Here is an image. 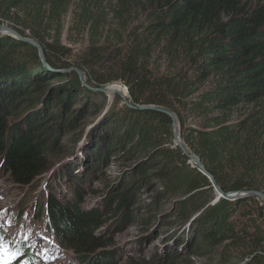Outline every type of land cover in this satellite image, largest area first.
Listing matches in <instances>:
<instances>
[{
    "label": "trees",
    "instance_id": "16d2710c",
    "mask_svg": "<svg viewBox=\"0 0 264 264\" xmlns=\"http://www.w3.org/2000/svg\"><path fill=\"white\" fill-rule=\"evenodd\" d=\"M72 2L0 0V22L10 20L15 10L30 13L31 8V22L21 21L25 29L31 23L49 29ZM100 3L103 0L95 2ZM108 4L112 20L127 37L114 30V47L119 49L115 57L104 62V55L93 46L79 64L90 75L97 74V86L123 81L131 104L119 99L115 106H108L107 95L90 90L75 73L67 71L72 67L65 60L69 50L56 48L54 41L40 40L35 34L44 48L46 60L42 61L36 47L0 34L3 172L10 174L14 183L30 187L50 171L45 158L48 152L60 149L62 154L68 153V145L59 147L61 133L81 130L78 119L87 112L101 115L102 120L89 133L92 144L86 164L96 175L113 158L133 161L111 188L116 192V198H111L117 203L114 212L121 220L122 216L133 218L140 190L159 181L162 190L145 205L158 211L161 202L174 201L169 217L177 218L176 225H191L178 243H201L207 250L229 241L245 242L253 248L264 245V205L256 216L252 207L260 200L249 196L215 202L217 194L209 178L192 167L175 145L171 117L141 108L158 106L177 114L187 150L203 161L225 192L264 193V0H108ZM41 7L48 12H42ZM137 9L145 10V22L128 30L137 20L133 15ZM98 19L91 21L95 31ZM17 31L25 36L23 29ZM157 52L169 61L167 74L151 67ZM178 62L185 63L187 73H171ZM97 69H103L108 78ZM178 103L183 111L201 118L202 126L185 128ZM77 105L83 108L72 111ZM36 106L43 108L34 109L11 132L6 129L5 114L25 115ZM49 107L56 113L47 112ZM65 173L71 184L72 168ZM61 209L59 201L52 198V219L60 224V235L74 252L93 254L108 247L104 234H96L105 226L108 213L100 208L83 211L79 203L70 207L74 212ZM68 227L67 238L64 228ZM250 255L253 257L245 264H264V252L254 255L252 251Z\"/></svg>",
    "mask_w": 264,
    "mask_h": 264
},
{
    "label": "rangeland",
    "instance_id": "374dc122",
    "mask_svg": "<svg viewBox=\"0 0 264 264\" xmlns=\"http://www.w3.org/2000/svg\"><path fill=\"white\" fill-rule=\"evenodd\" d=\"M96 1L97 0H87L86 4L85 0H73L59 22L52 24V27L49 29L40 28L33 23L25 29V24L22 22L31 20L29 14L34 12L31 8H28L30 13H24L21 9L13 11L10 20L2 21L0 25L9 26L16 31L23 29L25 36L35 41L38 40L35 39V34H38L40 40H45L49 43H53L54 41L56 48L61 47L62 50L68 49L69 51L66 52L68 58H65V60L70 62L72 66L70 69L77 68L83 71L85 81L89 86L95 88L109 86L111 88L112 86L118 85L126 92L125 95L116 94L107 96L109 99L107 102L108 106L112 104L115 106L116 103H119V99L120 102L124 101L131 104L129 100L127 101V99H129L128 88L123 81L97 86V84H99L95 80L97 74H92L93 78L89 71L87 72L80 67L79 63L90 54L93 46L96 47L98 53L104 55V62H108V59L117 55L119 49L118 47H114V45L117 44L113 36L114 30H118L120 36L122 34L125 38L127 37L126 32H121L120 29H118L117 22L112 20L113 14L109 8L108 0H103V4H95ZM113 5L114 4H111V6ZM41 9L42 12H48V9L45 7H41ZM133 15L137 17V20L134 23H130L128 30H131L138 24H144L145 22V10H134ZM94 17H99L98 31H95L93 23H91ZM150 63L151 67L153 69H158L161 74L168 73L169 61L161 57L158 52L153 55L152 62ZM96 71L97 73L103 74L104 79L108 78V75L105 74L103 69H97ZM115 71L110 75H114ZM181 71L183 73L188 72V68L184 62H178L176 67L171 68L172 74L177 72L181 73ZM71 72L78 76L77 72ZM54 83L55 82H53V84ZM54 85L57 84L55 83ZM99 101L102 100L99 99ZM176 105L184 118L183 123L185 128L202 126L201 118H194L191 114H188L187 111H183L179 103ZM42 108V106H36L33 107V109H28L25 115L10 116L12 112L5 114L3 120L7 122L6 129L11 132L15 126L20 123L22 124L34 109L41 110ZM82 108L83 105H77L73 107L72 111L78 112ZM18 109H20V105L16 110ZM46 111L49 113H56L55 110L52 111V107H49ZM175 115L179 119L177 114ZM102 117L101 115L97 117L87 112L78 119V122L82 124L80 127L81 130H76V132L65 130L62 132L61 144L59 147L62 149L68 145V153L64 155L60 149L57 151L51 150L45 155V158L49 164V169L62 163L63 165L53 175L51 173L43 176L30 187L16 184L11 179L10 174H4L3 166L5 165L2 160V155L0 154V210L8 208V210L21 212L22 214L24 212L33 214L36 213V209H38V206L42 202L45 213V208H47V206L44 204L45 194L42 192L44 185L54 188L55 195L53 198L59 201L63 213L68 209L70 210L72 205L78 203L79 206L85 205L83 206L84 211L91 212V209L100 208L105 213H108L104 220L105 226L100 230L101 234H104V229L109 225V229L103 235L105 236L104 244H107L108 247L96 251L93 254H78L71 250L65 242H60L61 249L59 250V256L61 259L57 263L58 258H56L54 254L47 252V243L42 242L39 248L33 247V261L41 264H49V261H52L53 264H98V262L100 264V262L105 259L103 264H245L253 257L250 255L252 251H254V255L264 252V245L253 248L252 245L248 246L245 242H224L216 249L209 250L201 243L188 244L186 241L178 243L180 240L184 239L182 236L185 231L186 233L189 232V227L191 225L190 223L176 225L177 218L169 217L174 209V201L161 202L160 205H158V208H160L158 211L145 205V203L152 202L156 194L162 190L161 182L159 181H154L151 185L140 190L138 196L141 200L135 208L132 209L131 214L133 218L128 220L122 216L121 220L119 215L114 212L117 205L115 199L116 192H111V188L112 185H114L113 183L119 181L121 176L131 168L133 161H126L123 158H113L108 166H105L96 175L90 171L88 164H86L88 148L92 144V139H89V133L91 134L90 131H93L92 128L102 120ZM79 134L81 138L79 137L80 139L78 141L73 142L72 140ZM72 153H75V159L71 158V161L66 162V156ZM189 162L192 167L199 170L198 167L193 165V161L190 160ZM70 168H72L74 172L71 180L73 186L71 188H69L71 184L67 182L69 177L65 178V172ZM114 194L115 196H113ZM112 197H115V200L111 201ZM108 203L110 204L108 205ZM262 205H264L262 200L252 205L255 216L258 215V208ZM6 215L7 213L3 214V216ZM45 218H47V215L43 214L40 219ZM35 223L37 222L29 221L24 223V233L22 237L24 238L31 230L34 234V237L31 236L34 245L37 246L41 241H46L48 242L47 249L49 251H56L59 247V243L55 242L53 238L48 235L49 230L46 228V224L43 226L45 221L41 224L38 223L39 226L35 225ZM60 223H62V221ZM60 230L62 232V227L58 230L59 235ZM69 232V227L64 228V233L67 238ZM19 241L22 242L21 239ZM32 243L30 242L29 245L32 246ZM25 262H23V264H25Z\"/></svg>",
    "mask_w": 264,
    "mask_h": 264
},
{
    "label": "clouds",
    "instance_id": "9594fccd",
    "mask_svg": "<svg viewBox=\"0 0 264 264\" xmlns=\"http://www.w3.org/2000/svg\"><path fill=\"white\" fill-rule=\"evenodd\" d=\"M5 174V173H4ZM42 192L45 194V205L47 208H45V213H44V207H42V202L38 206V209H36V213L31 214L30 212H24L23 214L21 212H15L8 210V208H4L0 210V214L7 213L6 216H3L2 219H0V243L7 245L9 248V251H11L13 254L17 255V259H15L12 264H23V262H27V264H41L33 261L32 259L34 258L33 255V247L39 248L42 242L47 243L46 246V251L50 252L55 255L56 258H58L57 263L61 259L59 256V250L61 249V243L60 242H65L68 246L69 244L67 243L66 239L63 237V235L58 234V230L60 229V224H56L51 216L50 213V202L52 198L54 197V188L53 187H46L43 185ZM82 209L83 206L81 205ZM93 210V209H91ZM90 210V211H91ZM84 211V210H83ZM46 214L47 218L45 219H40L41 215ZM49 223H48V221ZM10 221L12 223H10ZM37 222L35 225L39 226L38 223H45L43 226L46 224L49 229H51L54 232L55 238L59 243V247L56 249V251H49L47 249L48 247V242L46 241H41L39 245H34L32 243V240H22V242H18V237L20 234H23V228L20 223H26V222ZM59 228V229H58ZM109 229V225L106 226L104 229V234L105 232ZM100 229L96 230V234H98ZM101 234V231L100 233ZM2 235V236H1ZM34 237V234H33ZM32 243V246L29 245V243ZM69 248L72 250V248L69 246ZM22 254V255H21ZM56 263V264H57ZM49 264H53L52 261H49Z\"/></svg>",
    "mask_w": 264,
    "mask_h": 264
},
{
    "label": "water",
    "instance_id": "95a60500",
    "mask_svg": "<svg viewBox=\"0 0 264 264\" xmlns=\"http://www.w3.org/2000/svg\"><path fill=\"white\" fill-rule=\"evenodd\" d=\"M0 34H4V35H8L12 38H15V39H18L20 41H23V42H26L34 47H36L39 51V55H40V58L45 61L46 58H45V53H44V49L43 47L41 46L40 43H38L37 41L33 40V39H30L26 36H23L21 35L18 31L12 29L11 27L9 26H5V25H0ZM71 71H74V72H77L78 73V76L82 82V84L86 87H88L90 90H93L95 92H99V93H103L107 96H113V95H122L121 93H119L118 91L116 90H113L111 89L109 86L107 87H104V88H95V87H91L88 85V83H86L85 81V75L83 73V71L77 69V68H72V69H69L68 72H71ZM129 93V92H128ZM142 109H151V110H154L156 112H161V113H164L166 115H168L169 117H171V119L173 120V127H174V143L177 147H179L183 153L191 160L193 161V165L198 167L199 168V171L205 175L206 177L209 178L210 182L212 183L214 189H215V192L217 194V199L215 202H217L218 200H220L221 198H225V199H230V200H241V199H244L246 197H249V196H254L260 200L263 201L264 203V193L261 192V191H255V190H252V191H244V192H230V193H227L225 192L220 186L219 184L217 183V181L215 180V178L213 177V175H211L204 163L202 162V160L192 154L191 152H189L186 148V146L184 145L183 141H182V138H181V123L179 121V119L176 117L175 113L169 109H166V108H162V107H157V106H143L141 107ZM177 122H179V128H177ZM69 156V157H68ZM67 158L65 159V161L69 162L71 161V158L75 159V153H72V154H68L66 156ZM72 159V160H73ZM63 165L60 164V165H57L55 167H53L52 169H50V171L46 174V175H49L52 173V175L58 171L61 166ZM45 175V176H46Z\"/></svg>",
    "mask_w": 264,
    "mask_h": 264
},
{
    "label": "snow or ice",
    "instance_id": "6c2138e0",
    "mask_svg": "<svg viewBox=\"0 0 264 264\" xmlns=\"http://www.w3.org/2000/svg\"><path fill=\"white\" fill-rule=\"evenodd\" d=\"M2 218L3 215L0 214V219ZM0 239H2V237H0ZM15 259H17V255L9 251L7 245L0 243V264H12ZM25 264H27V262H25Z\"/></svg>",
    "mask_w": 264,
    "mask_h": 264
},
{
    "label": "bare ground",
    "instance_id": "6f19581e",
    "mask_svg": "<svg viewBox=\"0 0 264 264\" xmlns=\"http://www.w3.org/2000/svg\"><path fill=\"white\" fill-rule=\"evenodd\" d=\"M111 89L118 91V92L121 93L122 95H125V94H126V92H125L120 86H118V85H116V86H112ZM177 128H179V123H178V122H177ZM46 228H47V226H46ZM48 235H49L51 238H53V240H54L55 242H58V241L55 240L54 235H53L52 232H49Z\"/></svg>",
    "mask_w": 264,
    "mask_h": 264
}]
</instances>
